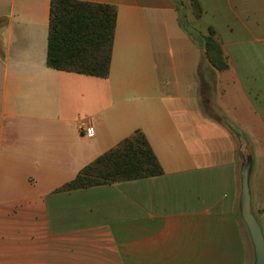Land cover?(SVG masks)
I'll return each instance as SVG.
<instances>
[{"label": "crops", "instance_id": "crops-1", "mask_svg": "<svg viewBox=\"0 0 264 264\" xmlns=\"http://www.w3.org/2000/svg\"><path fill=\"white\" fill-rule=\"evenodd\" d=\"M80 1L117 9L106 78L48 65L52 0H0V264H253L230 125L264 230V0H201L229 64L206 72L176 0ZM138 129L163 174L61 190Z\"/></svg>", "mask_w": 264, "mask_h": 264}, {"label": "trees", "instance_id": "trees-1", "mask_svg": "<svg viewBox=\"0 0 264 264\" xmlns=\"http://www.w3.org/2000/svg\"><path fill=\"white\" fill-rule=\"evenodd\" d=\"M201 18L203 9L192 0ZM117 9L115 6L80 0H52L48 38L47 63L50 67L69 72L106 78L110 73ZM184 28L188 30L185 23ZM201 33L199 43L209 64L225 70L229 64L212 26ZM194 37V36H193ZM195 38V37H194ZM208 82L200 72L202 105L207 106ZM205 97V98H204ZM164 169L145 133L138 129L86 165L61 190L115 183L163 174Z\"/></svg>", "mask_w": 264, "mask_h": 264}, {"label": "water", "instance_id": "water-1", "mask_svg": "<svg viewBox=\"0 0 264 264\" xmlns=\"http://www.w3.org/2000/svg\"><path fill=\"white\" fill-rule=\"evenodd\" d=\"M236 136L240 139L241 146V197L240 215L245 222L254 250L253 264H264V230L252 208V194L250 178L254 165V157L246 137L234 126L230 125Z\"/></svg>", "mask_w": 264, "mask_h": 264}, {"label": "rangeland", "instance_id": "rangeland-1", "mask_svg": "<svg viewBox=\"0 0 264 264\" xmlns=\"http://www.w3.org/2000/svg\"><path fill=\"white\" fill-rule=\"evenodd\" d=\"M198 1L200 2L203 9L201 18L197 17V9L196 6L193 4L192 0H176V3L180 12V18L182 20V23L186 24L188 30L193 33V36L199 42V40L201 39V33H207L208 26L204 21L205 7L201 0ZM207 64H209L208 60H204V62H201L200 71L206 72V70L208 69V67L206 66Z\"/></svg>", "mask_w": 264, "mask_h": 264}, {"label": "built area", "instance_id": "built-area-1", "mask_svg": "<svg viewBox=\"0 0 264 264\" xmlns=\"http://www.w3.org/2000/svg\"><path fill=\"white\" fill-rule=\"evenodd\" d=\"M79 129L83 134H92V123L88 119H81L79 121Z\"/></svg>", "mask_w": 264, "mask_h": 264}]
</instances>
